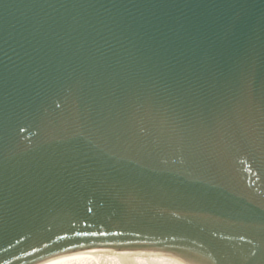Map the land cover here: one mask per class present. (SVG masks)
Returning a JSON list of instances; mask_svg holds the SVG:
<instances>
[{
	"label": "water",
	"instance_id": "95a60500",
	"mask_svg": "<svg viewBox=\"0 0 264 264\" xmlns=\"http://www.w3.org/2000/svg\"><path fill=\"white\" fill-rule=\"evenodd\" d=\"M98 248L264 264V0H0V264Z\"/></svg>",
	"mask_w": 264,
	"mask_h": 264
},
{
	"label": "bare ground",
	"instance_id": "6f19581e",
	"mask_svg": "<svg viewBox=\"0 0 264 264\" xmlns=\"http://www.w3.org/2000/svg\"><path fill=\"white\" fill-rule=\"evenodd\" d=\"M36 264H199L162 250L98 248L59 255Z\"/></svg>",
	"mask_w": 264,
	"mask_h": 264
},
{
	"label": "snow or ice",
	"instance_id": "6c2138e0",
	"mask_svg": "<svg viewBox=\"0 0 264 264\" xmlns=\"http://www.w3.org/2000/svg\"><path fill=\"white\" fill-rule=\"evenodd\" d=\"M93 235H95V233H93Z\"/></svg>",
	"mask_w": 264,
	"mask_h": 264
}]
</instances>
